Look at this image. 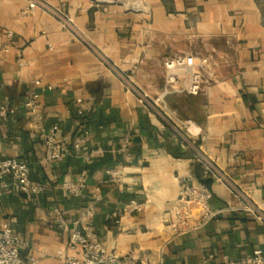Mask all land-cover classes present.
I'll return each instance as SVG.
<instances>
[{
    "label": "crops",
    "instance_id": "obj_1",
    "mask_svg": "<svg viewBox=\"0 0 264 264\" xmlns=\"http://www.w3.org/2000/svg\"><path fill=\"white\" fill-rule=\"evenodd\" d=\"M47 1L64 7L83 39L45 10L24 14L28 0H0V29L14 31L11 50L0 63V102H23L36 79L53 86L41 94L39 118L21 112L0 122V158L31 161L32 180L44 186L29 197L14 190L12 178L6 177L8 186L0 195V223L9 222L27 242L22 255L37 254L40 264H59L60 253L73 251L68 232L56 225L55 210L77 220L90 204L96 208L94 231L119 254L133 251L164 264L250 255L264 243V223L231 209L238 205L234 193L202 176L172 128L126 88L90 45L150 97L164 87V56L213 55L216 79L199 94H168L167 112H176L180 126L195 122L197 141L206 152L264 206V0ZM78 109L87 131L82 148L62 160H45L38 119L45 127L60 122V135L72 142L80 126ZM115 168L121 183L109 177L107 170ZM189 170L197 179L205 178L219 215L175 233L166 219L173 218L179 178ZM78 177L86 183L81 195L63 187ZM96 188L101 192L98 202ZM134 197L145 201L144 207L117 222L112 213Z\"/></svg>",
    "mask_w": 264,
    "mask_h": 264
},
{
    "label": "built area",
    "instance_id": "obj_2",
    "mask_svg": "<svg viewBox=\"0 0 264 264\" xmlns=\"http://www.w3.org/2000/svg\"><path fill=\"white\" fill-rule=\"evenodd\" d=\"M40 8L52 14L60 25L73 33L76 38L82 34L67 13L64 7L54 5L47 0H28L24 14ZM14 35L12 29L2 31L0 29V63L7 58L11 50V42ZM102 58L103 63L114 71L122 80L127 89L132 90L141 101L145 102L157 113L173 130V136L184 144L187 151L191 152L194 160L201 166L203 177H212L215 181L228 187L238 199V205L231 208L239 212L249 213L264 223V206L257 203L252 196L243 190L236 182L218 166L216 161L206 152L197 141L198 128L196 123L187 120L182 126L176 123L175 111L167 112L165 97L173 92L199 94L212 83L217 77L218 61L213 55H204L196 52H173L163 58L164 87L156 97H150L148 93L137 85L132 76L120 72L116 66L92 45ZM22 60V58H20ZM53 86L45 85L40 79L34 80V87L21 103H13L6 98L0 102V122L8 118H15L21 112L29 114L33 119L39 118L41 109V94L44 90L52 89ZM83 111L78 109L80 126L71 142L60 135L61 123L55 122L50 126H43L40 121L39 128L43 132V157L49 162L62 160L73 150H79L87 140V131L84 126ZM175 116V117H174ZM2 140L0 139V146ZM127 149V144L122 147ZM111 180L121 183L123 177L118 168L107 170ZM32 162L14 156L0 158V195L8 186L6 177L12 178V188L21 191L31 197L44 189L42 184L34 182L31 178ZM180 190L175 200L173 218L166 219L167 225L175 233L187 232L191 229L204 225L219 215V210L212 207L213 191L201 180L197 179L194 172L189 170L179 178ZM63 187L75 195H81L86 183L83 177L76 180H67ZM93 197L96 202L101 199L99 188L95 189ZM145 201L139 198H131L124 207L115 210L112 216L120 222L125 215L133 214L141 210ZM55 221L58 228L69 234L68 248L73 253H60L59 264H164L161 258H152L149 255H141L137 252L119 254L110 251L105 242L93 229V217L96 214L94 205H87L77 220L66 217L59 209L55 210ZM82 223V228L75 226ZM19 234H17L9 222L0 223V264H40L37 254L22 255V246H27ZM213 255H211L212 257ZM201 264H264V243L256 246L252 253L239 260L223 256L220 261Z\"/></svg>",
    "mask_w": 264,
    "mask_h": 264
},
{
    "label": "trees",
    "instance_id": "obj_3",
    "mask_svg": "<svg viewBox=\"0 0 264 264\" xmlns=\"http://www.w3.org/2000/svg\"><path fill=\"white\" fill-rule=\"evenodd\" d=\"M200 166V165H199ZM201 167V166H200ZM201 171H202V169H201ZM195 174V173H194ZM203 176V175H202ZM202 182H204V183H206L207 184V181L205 180V178H201L200 179ZM208 185V184H207Z\"/></svg>",
    "mask_w": 264,
    "mask_h": 264
}]
</instances>
